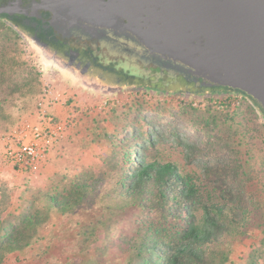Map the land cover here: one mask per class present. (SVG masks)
<instances>
[{
    "label": "rangeland",
    "instance_id": "374dc122",
    "mask_svg": "<svg viewBox=\"0 0 264 264\" xmlns=\"http://www.w3.org/2000/svg\"><path fill=\"white\" fill-rule=\"evenodd\" d=\"M0 46H5L13 59L24 65L22 69L19 65L14 67L15 78L19 80L21 74H28L36 84L25 89V96L16 93L13 98L8 97L6 90H14L15 85H0V99L12 102L7 110L13 123L18 114H27L32 109L46 82L72 97L77 113L72 133L54 146L48 162L32 176L18 175L4 161L0 143V189L5 190L8 197L0 204L1 218L27 211L33 213L37 207H43L41 197L46 194L56 199L65 196L62 188L67 184L62 181L63 176L99 175L106 169V156L113 149L129 155L138 151L146 161L173 163L180 173L196 176L202 189L213 191L219 183L211 169L235 168L228 159L235 155V144L244 140L253 155L252 179L246 188L253 192V200L260 203L263 210L259 207L249 215L243 235L226 238L230 245L226 264H264V121L260 115L247 114L245 104L221 107L212 103L204 109L207 104L204 101L199 110L185 108L182 99L197 97L177 96L172 88L159 92L138 86L144 76L138 68L140 63L132 56L110 49L105 43L100 47L99 63L133 76L132 80L119 85L109 80L108 86H104L97 80L81 77L78 71L53 59L3 21H0ZM200 95H211L219 102L216 95L208 92ZM7 127L11 126L0 124V134ZM236 161L239 164L240 161ZM232 179L227 177L225 186L234 192L241 183L239 178ZM55 187L58 188L53 190ZM94 200L90 206L73 213L49 212L47 220L38 227V240L20 251L2 255L0 264L93 263L97 249L106 244L98 224L112 213L103 207L100 198L95 196ZM122 219L120 229L129 231L130 217ZM106 261L122 264L121 260L112 262L111 257L100 260L103 264Z\"/></svg>",
    "mask_w": 264,
    "mask_h": 264
},
{
    "label": "trees",
    "instance_id": "16d2710c",
    "mask_svg": "<svg viewBox=\"0 0 264 264\" xmlns=\"http://www.w3.org/2000/svg\"><path fill=\"white\" fill-rule=\"evenodd\" d=\"M16 65L20 69L24 67L12 58L5 46H0V85H15L14 90H6L9 98L16 93L25 96V89L36 85L28 74H21L17 80ZM145 89L152 90L150 86ZM201 93L203 91L195 92L192 97H204L207 102L204 109L212 103L221 107L245 104L247 114H260L264 120L260 106L242 93L238 101L229 98L219 102L211 95L205 97ZM173 94L179 96L177 92ZM11 103L7 98L0 99V124L13 125V118L7 110V105ZM183 106L190 110L201 108L188 104ZM235 151V155L231 152L233 156L228 159L235 164V168L211 169L219 183L212 191L202 189L196 176L180 173L173 163L146 161L138 151L129 155L113 149L106 156V169L99 175L63 176L62 181L67 184L62 188L65 189V196L56 199L46 194L41 197L43 207H37L33 213L27 211L18 216L0 217V257L35 243L38 227L47 220L52 210L62 215L73 213L93 204L96 196L112 213L98 224L106 244L97 249L98 254L91 264H103L100 260L105 257L108 260L111 257L112 262L121 260L122 264H226L230 256L226 238L243 235L250 221L249 215L259 207L263 210V206L253 200V192L246 188L252 179L253 161L247 142L239 140ZM229 176L234 181L239 178L241 183L234 192L225 186ZM7 198L5 190L0 189V204ZM125 216L131 219L129 231L120 229Z\"/></svg>",
    "mask_w": 264,
    "mask_h": 264
},
{
    "label": "water",
    "instance_id": "95a60500",
    "mask_svg": "<svg viewBox=\"0 0 264 264\" xmlns=\"http://www.w3.org/2000/svg\"><path fill=\"white\" fill-rule=\"evenodd\" d=\"M46 4L66 34L74 25L101 37L110 30L144 48L146 61L172 75L238 91L264 112V0H46ZM70 54L78 56L77 51ZM91 64L87 60L78 66L87 70Z\"/></svg>",
    "mask_w": 264,
    "mask_h": 264
},
{
    "label": "flooded vegetation",
    "instance_id": "af4514ba",
    "mask_svg": "<svg viewBox=\"0 0 264 264\" xmlns=\"http://www.w3.org/2000/svg\"><path fill=\"white\" fill-rule=\"evenodd\" d=\"M51 9L46 0H0V21L7 23L23 38L45 50L53 59L64 65L72 62L69 67L78 71L81 77L97 80L104 86H108L109 80H115L119 85L125 80H132L133 76L118 72L111 65L103 66L99 63L98 56L102 43L116 52L132 56L140 63L138 68L144 76L138 86L142 88L150 86L155 91L172 88L178 95L186 94L188 97L202 91L212 95L219 93L241 95L240 92L228 88L201 86L199 83L188 82L181 76H174L151 61H146L147 53L144 48L129 38L116 36L110 30H106L105 36L101 37L98 32L92 35L84 31L80 25H74L68 27L69 32L66 34L62 31L65 27L57 24ZM72 51H77L78 56L70 54ZM87 60L92 62L87 70H83L82 65L78 66L80 62Z\"/></svg>",
    "mask_w": 264,
    "mask_h": 264
},
{
    "label": "built area",
    "instance_id": "2783aa9c",
    "mask_svg": "<svg viewBox=\"0 0 264 264\" xmlns=\"http://www.w3.org/2000/svg\"><path fill=\"white\" fill-rule=\"evenodd\" d=\"M215 95L219 101L229 98L233 101L241 99L240 94ZM204 101V98H184L181 103L199 108L204 105ZM55 107H67L68 113L59 117L53 113ZM75 111L73 98L46 82L32 109L27 114H18L13 125L0 134L4 161L20 175L36 174L48 162L54 146L61 142L71 129L77 115ZM260 117L262 118L261 115Z\"/></svg>",
    "mask_w": 264,
    "mask_h": 264
},
{
    "label": "crops",
    "instance_id": "0c3cea01",
    "mask_svg": "<svg viewBox=\"0 0 264 264\" xmlns=\"http://www.w3.org/2000/svg\"><path fill=\"white\" fill-rule=\"evenodd\" d=\"M68 109L69 108H67V107H55V108H53V113L59 117H63L64 115H66L68 113ZM73 130L74 129H70L67 134H71ZM64 139H66V138H64ZM18 175H20V174H18Z\"/></svg>",
    "mask_w": 264,
    "mask_h": 264
}]
</instances>
